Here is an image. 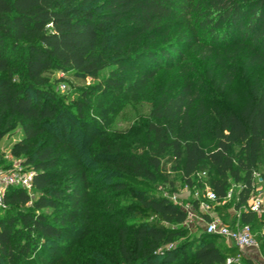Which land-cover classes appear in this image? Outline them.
<instances>
[{"label":"trees","instance_id":"16d2710c","mask_svg":"<svg viewBox=\"0 0 264 264\" xmlns=\"http://www.w3.org/2000/svg\"><path fill=\"white\" fill-rule=\"evenodd\" d=\"M178 18L190 24L191 46L198 43L209 53L242 50L248 67L264 65V0H0V141L21 127L24 138L10 155L24 156L23 165L32 173L30 193L37 194L31 199L20 187L5 192L3 205H29L30 210L0 216V264H57L75 254V238L90 236L104 246L101 254L110 264H226L240 254L235 246L220 251L214 240L218 236L209 234L200 243L174 245L185 236L175 226L186 221V213L162 196L112 183L113 193L93 202L100 208L96 214L88 211L86 197L95 190L90 180L97 178L96 163L118 164L152 181L160 158L171 149L182 161L187 183L210 166L217 202L225 199L233 182L242 186L237 208H244L255 185L264 187V177H254L264 161V84L250 88L239 111L218 116L210 150L201 147V119L190 139H181L169 126L192 102L188 90L160 103L152 111L157 123L148 127L154 147L144 158L110 147L98 150L93 142L102 137L99 125L86 123L82 135L73 130L88 103L73 104L74 118L42 89L53 71L95 78L109 67L131 74L145 60L177 59L183 52L168 39L170 22ZM155 74V68L142 72L130 83L133 94L144 90ZM118 80L113 74L105 90L121 86ZM235 147L240 149L238 159L232 155ZM67 149L69 157L64 156ZM120 194L134 202L117 208L113 199ZM262 218L242 211L240 225L252 231V223Z\"/></svg>","mask_w":264,"mask_h":264},{"label":"rangeland","instance_id":"374dc122","mask_svg":"<svg viewBox=\"0 0 264 264\" xmlns=\"http://www.w3.org/2000/svg\"><path fill=\"white\" fill-rule=\"evenodd\" d=\"M170 26L168 42H174L176 47L183 52L177 59H160L159 62L145 60L136 66L138 72L131 74L125 71L117 73L116 67H109L95 78L60 71H53L47 75L48 82L42 89L52 94L62 107L72 113L74 118L77 116L73 104L88 103L85 106L86 109L83 110L82 121L76 119L73 123V130L80 131L82 135L87 131L86 123L99 125L103 132L102 137L96 138L93 142V144L96 143L98 150L110 147L140 158L151 154L154 147L153 133L148 127L150 124L157 123L152 116L153 109L184 89L190 93L192 102L183 109L182 116L169 126L175 134L181 136V139H190L192 134L198 130L196 129L198 128L197 122L201 119V147L204 150H210L214 145L212 127L218 116L226 111H239L246 103L250 88L264 84V65L248 67L245 62L246 55L242 54V50L238 53L234 52L235 50L209 53L198 43L193 46L189 44L190 24L187 21L174 19L170 22ZM198 35L202 39L205 34L199 32ZM152 68L156 71L153 80L135 96L131 91L130 83L140 79L142 72ZM113 74L120 77L118 81L122 85L115 90H105V83ZM231 76L232 82L228 83ZM84 94L89 96L83 99ZM163 125L166 127L167 123ZM23 138L24 135L19 125L2 138L0 141V171H30L23 165L24 156L10 155L12 147ZM65 151L64 156L69 157V150ZM232 155L235 159L241 157L240 149L235 147ZM159 161V168L152 181L134 175L130 169L118 164L96 163L99 169L95 173L97 178L93 177L90 180L95 190L89 191L86 197L90 203L89 206L86 204L88 211L95 212V214L99 212L100 208L94 206V203L100 202L106 195L113 193L110 188L112 183L121 182L130 189L162 196L172 203L173 198H176L175 205L181 210L185 213L193 212L191 216L187 215L186 221L181 226H175L180 228L185 236L182 239H176L174 245L182 241L200 243L203 236L207 235L206 227L212 219L228 228L241 224V212L245 209L237 208L242 190L240 184L229 183L227 192L233 191L229 201L211 203L206 197V194L211 192V180L214 177L210 166H204V169L193 175L190 183H187L183 176L182 161L174 158L171 149H167ZM70 163L71 161L68 162L67 167L73 165ZM254 174L255 181L259 176L264 177V161L263 164L260 163L257 166ZM103 187L106 192H97ZM36 196V193H30L31 199ZM113 200L116 207L120 209L127 203L134 202V199L124 194H120ZM1 208L4 211L0 210V216L6 213H25L30 210L29 205L14 208L3 205ZM44 212L51 213L49 210ZM97 220L98 218L94 217L92 221L96 228H99L96 224ZM251 227L257 248L242 250L240 264H264V218L257 219ZM77 239L72 241V244L75 243V246L72 245L75 254H70L57 264H70L65 263L66 260H71L73 264H95L96 261L98 264H110L103 253L101 254L104 246L98 245L93 236ZM214 240L222 252L229 247H234L224 237H216Z\"/></svg>","mask_w":264,"mask_h":264},{"label":"built area","instance_id":"2783aa9c","mask_svg":"<svg viewBox=\"0 0 264 264\" xmlns=\"http://www.w3.org/2000/svg\"><path fill=\"white\" fill-rule=\"evenodd\" d=\"M31 180V171H0V208L3 207L4 194L10 187H20L30 193ZM232 192V190H229L225 199L221 202L225 203L226 201H229L232 198ZM206 197L211 203H217V198L212 191L208 192ZM175 200L176 198H173L174 204H176ZM244 209L245 212L254 213L258 217L264 215V187L262 185H255ZM192 213L193 212L187 211L186 217L187 215L191 216ZM206 232L209 235L226 238L240 251V254L236 258L227 259L226 264H240L242 250L257 248V243L252 236V231L249 225L244 224L238 225L234 228H228L212 219L206 227Z\"/></svg>","mask_w":264,"mask_h":264},{"label":"crops","instance_id":"0c3cea01","mask_svg":"<svg viewBox=\"0 0 264 264\" xmlns=\"http://www.w3.org/2000/svg\"><path fill=\"white\" fill-rule=\"evenodd\" d=\"M231 244V243H230ZM243 251H241V253H242Z\"/></svg>","mask_w":264,"mask_h":264}]
</instances>
